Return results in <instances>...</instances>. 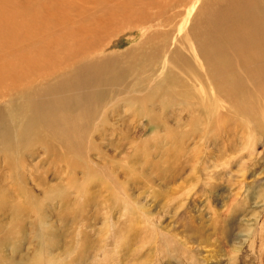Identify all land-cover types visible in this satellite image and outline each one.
<instances>
[{"label": "bare ground", "instance_id": "obj_1", "mask_svg": "<svg viewBox=\"0 0 264 264\" xmlns=\"http://www.w3.org/2000/svg\"><path fill=\"white\" fill-rule=\"evenodd\" d=\"M168 3L0 0V163L1 156L12 163L11 157L26 154L31 143H43L55 166L61 157L54 156L57 148L65 152L66 156L61 155L67 164L69 159L74 166L85 161L79 154L87 152V140L94 133L101 132L103 137L101 124L108 108L123 93L130 94L129 112L147 118L148 127L165 129L175 120L181 139L196 137L197 145H205L214 126L215 140L226 147L233 135L244 131V122L250 125L248 130L261 128L262 132L264 0ZM157 21L161 23L158 30L138 45L105 52L127 26L131 27L125 31ZM122 58L129 59L135 69L124 71ZM127 76L132 85L125 81ZM156 102L160 114L153 110ZM171 105L178 108L170 111ZM200 113L207 127L197 135ZM186 115V120L173 118ZM218 117L228 119L218 125ZM130 138L120 139L136 141ZM8 175L16 176L13 167ZM4 176L0 165V214L5 216V208L14 206L5 203ZM118 201L128 205L124 199Z\"/></svg>", "mask_w": 264, "mask_h": 264}, {"label": "rangeland", "instance_id": "obj_2", "mask_svg": "<svg viewBox=\"0 0 264 264\" xmlns=\"http://www.w3.org/2000/svg\"><path fill=\"white\" fill-rule=\"evenodd\" d=\"M159 25L127 26L105 52L138 45ZM122 59L124 71L135 69ZM125 81L133 84L131 76ZM129 96L108 105L103 137L87 140L79 154L85 161L75 166L59 148L53 165L43 143L28 144L12 163L1 156L5 203L14 206L0 214L5 264H264V129L248 130L236 115L244 131L230 146L215 140L214 126L202 147L196 137L181 139L175 120L165 129L148 127L147 118L129 112ZM200 114L197 135L207 127ZM125 136L136 141H121Z\"/></svg>", "mask_w": 264, "mask_h": 264}]
</instances>
